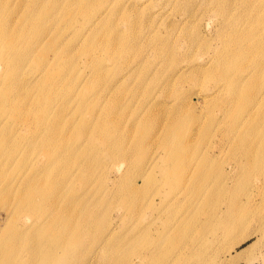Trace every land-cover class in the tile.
Here are the masks:
<instances>
[{
    "label": "rangeland",
    "instance_id": "obj_1",
    "mask_svg": "<svg viewBox=\"0 0 264 264\" xmlns=\"http://www.w3.org/2000/svg\"><path fill=\"white\" fill-rule=\"evenodd\" d=\"M47 2L54 18L35 36L31 18ZM220 2L0 0V229L24 219L43 224L37 236L44 249L64 242L67 220L51 227L45 220L54 221L57 212L40 216L46 206L40 197H54L74 204L79 220L85 211L95 217L91 235L84 243L80 238L95 248L87 264L114 258L137 264L145 257L154 258L147 264H161L162 256L166 264H204L197 249L182 260L178 252L206 216L224 219L228 205L231 215L243 218L234 234L243 239L211 264H264V98L246 109L232 88L251 95L264 83H237V72L226 70L224 92L205 98L217 87L208 57L222 59L229 50L226 57L248 72L254 52L246 28L264 17V0ZM164 5L170 7L164 11ZM98 119L110 127L109 140L95 133ZM181 135L186 145L175 168L174 153L161 144ZM88 155L93 177L85 180L78 165ZM190 176L199 195L187 194ZM179 188L175 212L164 211L162 204ZM18 193L32 205L18 211Z\"/></svg>",
    "mask_w": 264,
    "mask_h": 264
},
{
    "label": "bare ground",
    "instance_id": "obj_2",
    "mask_svg": "<svg viewBox=\"0 0 264 264\" xmlns=\"http://www.w3.org/2000/svg\"><path fill=\"white\" fill-rule=\"evenodd\" d=\"M208 0H205V2ZM215 2L216 4L221 3V0H210V2ZM51 3V2H50ZM49 2L46 3V5L43 6V8L40 7V10L37 11L34 16L31 18V21L34 23V35H38L41 32L44 31L45 23L54 18V10ZM169 4V2L167 3ZM170 6L164 5L162 9H165L166 11ZM105 12V10H101L100 14L96 15H102ZM226 13V12H225ZM227 14V13H226ZM228 15V14H227ZM237 19V18H236ZM239 21H235L233 25L231 26V31L236 29L238 27ZM1 29V27H0ZM92 29L90 28L89 31ZM264 30V17H261L255 21H252L249 26L246 28V31H250L249 37V46H251L250 52L254 53H248V56L251 58V62L249 63V70L248 72L243 74V71L245 69L240 70L237 62L233 61L232 59H228L229 57H226V54L229 50L224 51V58H210L208 57L209 64L213 67V69L216 71V73L213 74V77L216 80V89L213 91L214 95L212 93H209L205 98L213 97L218 94H221L224 92V77H227L230 71L237 72L239 76L235 78L234 81L237 79L244 80V79H251L255 78L256 81H261L264 83V35L262 34V31ZM2 31L0 30V34ZM95 35V34H94ZM17 37H21V31L16 34ZM192 38H195L193 36ZM42 37L37 38L35 41L32 42V50H36L38 46L42 43ZM161 51L167 52L169 51V48H163ZM15 52V51H12ZM247 53L245 50H239L238 54ZM171 63L173 64L174 61L172 60ZM129 66V65H128ZM174 67V64H173ZM172 67V68H173ZM187 67L185 64L181 65L179 68L178 66H175V71L180 70L183 71ZM226 70L229 71V73L226 74ZM237 82V81H236ZM238 83V82H237ZM236 84L232 86L235 90L233 91V96L237 97L240 96L242 98V102L245 105L244 107L247 109L249 106H255L252 105V103H256L259 99L264 98V89H259L258 91L254 92L251 95H245L243 91H241L238 87L235 88ZM229 87V83H228ZM200 94V91L196 92V96ZM216 99V98H215ZM2 102V98L0 100V104ZM221 103L224 104V101L221 100ZM38 119H43L45 117V111H41L38 114ZM190 119V116L187 118ZM232 120H237L238 116L236 114L231 115ZM249 128L251 129V125L248 124ZM94 130L95 133L98 134L99 132H102L105 136H107V140L109 138H112L111 135V129L108 125H105L101 119H98L94 123ZM258 135L263 134V130L260 129L257 131ZM144 134H139L138 140L144 139ZM140 140V141H142ZM140 141H136L138 144L137 146H140ZM174 142L169 145V143ZM167 143V144H166ZM161 144L163 148H168L169 151L174 153L175 157V168H178V156L182 153L183 150H185L186 141L182 142V135L176 136L175 140H171L170 142H166ZM217 144H212L211 147H218ZM80 152V151H79ZM76 154V153H74ZM80 156V154H79ZM87 156H84V158ZM88 160L84 161L83 164L78 165L79 162L76 159V156H74L71 160V162L74 165H78L83 168V177L85 180L91 179L93 177V168L92 165H90V156L88 155ZM150 166L154 164L153 158L149 162ZM187 163H191L189 159L187 160ZM180 171H177V173ZM137 172L133 174L132 179L134 181H138L136 178L138 177ZM135 175V176H134ZM188 186H190V189L188 190L187 194L189 196L193 195H199V193H196V191H199L198 186H192V176L188 178L187 181ZM131 188L133 189V184H130ZM178 186L175 187V189ZM183 188V187H182ZM182 188H179V190L170 198H168L162 206H165L164 211H169L171 214H173L177 207V198L179 194H181L183 191ZM6 190H1V192H5ZM153 193L158 194V189H153L152 193L147 195V205L153 209ZM18 199L16 204V209L19 211L23 205H32L29 202L22 203L23 196L22 194L18 193ZM40 201L46 202V206L43 209V212L40 214L41 217L49 216L51 214H54L57 212V218L52 221L51 218H47L44 223L45 226L50 225L51 227H56V223H65L69 226L67 230V237L65 241L60 242L58 244L52 245L49 249H44L41 244L39 243L37 234L41 231L40 227L43 226V224L39 223H32V224H26L21 219L19 222L14 223L13 227L0 229V264H70V258L75 259V264H87L86 257L89 254L90 250H93L95 248H92L91 246H84L82 243L86 240V237H89L91 235V231L94 227L95 223V217L92 213L87 214L88 211H85L81 220L78 219L75 215V205L69 204L68 202L64 201H58L57 199L40 197ZM153 202V203H152ZM134 204V203H133ZM132 204V205H133ZM131 205V206H132ZM220 204H215V206L211 207V209H217ZM227 210L224 211V219L222 217H214L210 219L209 217H205L207 221H205V226L201 229L194 228V233L190 236L189 241L182 247L178 255L180 259L182 258H192L193 254L195 253V249L198 250V254L200 256V262L204 264H211L215 263L221 256L229 255L235 247L242 241L243 237H235V233L239 231V225L242 222V216L240 214L231 215L229 206L226 205ZM134 209V208H133ZM16 215V213H15ZM68 215V216H67ZM70 215V216H69ZM45 217V219H46ZM44 220V218H43ZM42 220V221H43ZM24 223H23V222ZM65 221V222H64ZM111 228H109L110 230ZM108 230V235H110V231ZM48 231L47 233H49ZM6 236L5 240L2 241V238ZM82 240V243L80 242ZM28 240L32 241L31 245H27L26 242ZM227 243L224 246V249H220L222 247V244ZM73 243L75 247L73 249H67V244ZM104 247L102 248L103 251ZM186 249V250H185ZM96 251V250H94ZM191 251V252H189ZM117 253V252H115ZM95 254V252H93ZM93 256V255H92ZM117 256V254H115ZM148 258V257H147ZM146 257L144 259L139 260V263L137 264H147L149 260L154 259L153 257H149L147 259ZM107 259V258H106ZM161 264H166V257L162 256L160 257ZM236 259V257H235ZM107 260L103 264H107ZM99 264V263H95ZM112 264H128L127 261H117L115 258L112 260Z\"/></svg>",
    "mask_w": 264,
    "mask_h": 264
}]
</instances>
